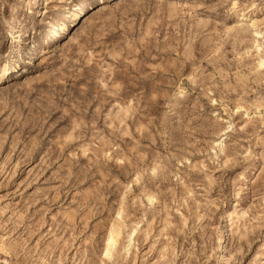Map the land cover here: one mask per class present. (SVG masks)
Segmentation results:
<instances>
[{
  "label": "rangeland",
  "instance_id": "374dc122",
  "mask_svg": "<svg viewBox=\"0 0 264 264\" xmlns=\"http://www.w3.org/2000/svg\"><path fill=\"white\" fill-rule=\"evenodd\" d=\"M34 1L0 0V241L36 264H259L264 0H123L74 52Z\"/></svg>",
  "mask_w": 264,
  "mask_h": 264
},
{
  "label": "clouds",
  "instance_id": "9594fccd",
  "mask_svg": "<svg viewBox=\"0 0 264 264\" xmlns=\"http://www.w3.org/2000/svg\"><path fill=\"white\" fill-rule=\"evenodd\" d=\"M56 2L59 3L61 11L53 14H60V23L58 28L52 32V35H58L62 38L59 43L67 41L68 45H70L69 51L74 52L77 48L91 47L95 49L104 44L106 32L115 29L119 24L123 0L118 4H112L109 0L107 7L110 9L111 15L108 16L106 21L98 23L87 31H77V29L80 21L91 15L93 10L97 8L95 5H98V0H56ZM49 3L52 4L53 0H49ZM78 16L79 20L77 19ZM3 59V57H0V63H3ZM52 67L54 68L55 65H52ZM125 87L129 93L133 90L127 83ZM117 98H119L118 95ZM94 103H100V101L96 100ZM93 118L95 119L96 117L93 116ZM28 127H31V124ZM45 131L46 129H41L37 134L42 135ZM30 134L31 132H29ZM4 229L9 232L12 231V229L7 228L3 221H0V231ZM0 251H4L5 255L11 254L13 257L11 264H36V261L32 258L35 254L28 248L27 243L21 241L19 237L5 236L3 241H0ZM258 261L259 264H264V254L258 258Z\"/></svg>",
  "mask_w": 264,
  "mask_h": 264
},
{
  "label": "snow or ice",
  "instance_id": "6c2138e0",
  "mask_svg": "<svg viewBox=\"0 0 264 264\" xmlns=\"http://www.w3.org/2000/svg\"><path fill=\"white\" fill-rule=\"evenodd\" d=\"M95 7H98V5H95ZM233 7H235V4L233 5ZM261 67L264 68V64H262ZM212 103L215 104L216 101L213 100ZM238 111H239V109H238ZM215 114H216V110L213 109V110H212V115H215ZM208 120H209V122H210L209 126H211V116L208 117ZM223 126H224V125L221 124V127H223ZM216 131L218 132L219 129H217ZM221 135H222V133H221ZM230 154H231V153H229V155H230ZM194 179H200V177H194Z\"/></svg>",
  "mask_w": 264,
  "mask_h": 264
},
{
  "label": "bare ground",
  "instance_id": "6f19581e",
  "mask_svg": "<svg viewBox=\"0 0 264 264\" xmlns=\"http://www.w3.org/2000/svg\"><path fill=\"white\" fill-rule=\"evenodd\" d=\"M101 1H104V0H98V2H101ZM34 3H37V0H35L34 1ZM39 12V11H38ZM42 15V14H41ZM4 74H5V72H4ZM225 230V229H224ZM227 230H225V232H226Z\"/></svg>",
  "mask_w": 264,
  "mask_h": 264
}]
</instances>
